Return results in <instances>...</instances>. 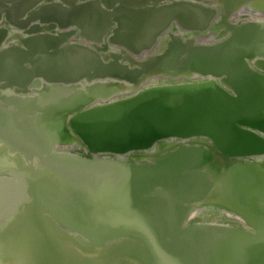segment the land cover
Segmentation results:
<instances>
[{"label": "water", "instance_id": "obj_1", "mask_svg": "<svg viewBox=\"0 0 264 264\" xmlns=\"http://www.w3.org/2000/svg\"><path fill=\"white\" fill-rule=\"evenodd\" d=\"M247 8L264 0H0V153L26 161L0 175V264H264V164H226L264 156ZM200 137L219 152L121 159ZM213 160L252 230L183 228Z\"/></svg>", "mask_w": 264, "mask_h": 264}, {"label": "flooded vegetation", "instance_id": "obj_2", "mask_svg": "<svg viewBox=\"0 0 264 264\" xmlns=\"http://www.w3.org/2000/svg\"><path fill=\"white\" fill-rule=\"evenodd\" d=\"M227 6L228 4L220 7L222 9V17L219 19L217 25L218 32L221 30H226V23L231 21L228 14L232 13V7L229 9ZM162 41L166 43V41H169V37L163 38ZM0 145L2 146V144ZM60 146L61 142L58 141L55 143L54 147L59 148ZM71 148L76 150L78 149V145L75 147L71 146ZM183 148H204L212 152L213 150L219 152V150L214 147L212 141L208 138L200 137L188 140L169 139L157 144L152 150L148 152L135 153L125 156L121 159L123 161L134 160L137 162L152 163L153 159L158 155L161 156L165 155L166 153L176 152ZM110 159L111 158L109 156L105 155L102 160ZM34 161L35 167H37V163H39L40 165L38 159H35ZM213 162L214 160L211 161V163L205 164V166L200 170L201 172L205 173L206 177L208 178V183L211 186L210 191L205 193L201 192L198 194H191L187 196L183 201H178V203L184 207L185 218L182 225L183 228L186 229L191 227L202 228L204 226H219L225 227L233 232L234 228H244L246 230H252L251 225L236 216L238 213L234 209V187L230 185L228 187L230 188V190H226V188L223 187V184L218 177L219 169L215 168L216 178L218 179H214L211 175L208 174L207 167L208 165H212ZM251 162L264 164V156L253 158H238L234 160L228 159L226 161V164L230 167H233L234 165L246 164ZM25 165L26 161L25 156L23 155L17 158L12 152H7L4 154L0 153V175H12V173L19 174V170L23 169Z\"/></svg>", "mask_w": 264, "mask_h": 264}, {"label": "bare ground", "instance_id": "obj_3", "mask_svg": "<svg viewBox=\"0 0 264 264\" xmlns=\"http://www.w3.org/2000/svg\"><path fill=\"white\" fill-rule=\"evenodd\" d=\"M248 8L245 11H241L237 14V17H240V15L242 16H247L249 18H255V19H264V14L260 13V12H255L254 10H251L249 8V11H247ZM253 12V13H252ZM70 147L73 146H77L76 144L72 143V145H69Z\"/></svg>", "mask_w": 264, "mask_h": 264}]
</instances>
